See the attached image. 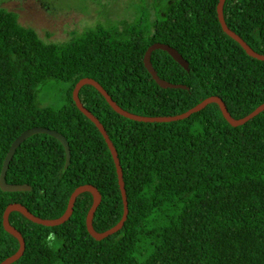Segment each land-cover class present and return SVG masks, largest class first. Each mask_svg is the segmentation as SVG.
Segmentation results:
<instances>
[{
  "label": "trees",
  "instance_id": "16d2710c",
  "mask_svg": "<svg viewBox=\"0 0 264 264\" xmlns=\"http://www.w3.org/2000/svg\"><path fill=\"white\" fill-rule=\"evenodd\" d=\"M218 2L169 0L154 17L142 5L121 33L98 22L62 42L43 40L16 11L0 7V172L11 143L29 127L59 131L71 154L66 165L62 142L43 132L15 150L6 180L28 188L0 187V263L20 247L3 223L11 204L57 219L77 187L92 185L100 193L93 230L103 233L123 216L110 148L74 100L79 80H96L121 108L145 116L182 113L215 95L238 119L264 102V59L223 30ZM222 14L264 54V0H224ZM157 41L187 60L184 67L160 48L150 56L160 78L182 87L160 86L145 67V51ZM44 89L61 91V103H42ZM78 97L116 148L127 217L117 231L95 237L86 224L95 201L88 189L59 223H39L11 209L8 221L25 248L9 264H264V109L239 125L217 102L184 118L142 121L116 111L91 83Z\"/></svg>",
  "mask_w": 264,
  "mask_h": 264
},
{
  "label": "water",
  "instance_id": "95a60500",
  "mask_svg": "<svg viewBox=\"0 0 264 264\" xmlns=\"http://www.w3.org/2000/svg\"><path fill=\"white\" fill-rule=\"evenodd\" d=\"M224 0H219L218 5H217V12H218V19L220 21V24L223 28L224 31H226L229 35H231L234 39H236L244 48L245 50L252 56L257 57L259 59H264V54H260L256 51H254L250 45L242 38L240 37L236 32H234L233 30H231L228 25L226 24L223 14H222V4H223ZM164 49L166 50L170 55H172L173 57L177 58L178 61L180 62L181 65H183L184 67H187V60L182 56V54L173 46L164 43V42H154L152 44H150L148 46V48L145 51L144 57H143V61H144V65L147 68V70L150 72V74L152 75V77L154 78V80L162 87H182L183 84L181 83H173L171 81L165 80L163 78H160L150 59L151 56V52L154 49ZM84 83H91L93 84L95 87H97L98 90L101 91V93L106 97V99L108 100V102L111 104V106L118 111L121 114H124L128 117L137 119V120H142V121H169V120H176V119H180V118H184L189 116L192 112L198 111L201 108H203L205 105H207L210 102H217L219 104V107L222 111V113L224 114L225 118L232 124V125H239L242 124L244 122H246L247 120H249L250 118H252L253 116H255L256 114H258L260 111H262L264 109V102L261 103L259 106H257L253 111H251L250 113H248L247 115H245L244 117L241 118H234L230 112L228 111V108L226 107V104L224 103V101L218 97V96H209L207 98H205L204 100H202L201 102H199L198 104H196L195 106H193L192 108L188 109L185 112L182 113H178L175 115H159V116H145V115H138V114H134L131 113L129 111L124 110L123 108H121L114 100L113 98L109 95V93L94 79L92 78H83L81 80H79L77 82V84L75 85L74 91H73V96H74V100L77 104V106L86 114L88 115L89 118H91L95 124L98 126V128L100 129L101 133L103 134L109 148L110 151L112 153V156L114 158V162L116 165V170H117V175H118V182H119V186L121 189V193H122V197H123V202H124V213L123 216L121 217V219L119 220V222L113 226L112 228L106 230L103 233H97L93 230L92 228V218L94 215V212L96 210V207L98 205V202L100 200V193L99 191L92 185H81L79 187H77L71 194L70 199H69V203H68V207L66 212L59 218L57 219H45V218H41L39 216H36L34 214H32L30 211H28L24 206L20 205V204H11L9 205L5 211H4V215H3V223L5 225V227L11 231L15 236H17V238L20 241V247L18 248V250L10 255L9 257H7L6 259H4L0 264H9L10 262H12L13 260L17 259L24 251L25 248V241L24 238L22 237L21 233L16 230L13 226L10 225L9 221H8V213L11 209H18L21 212H23L26 216H28L30 219L39 222V223H43L46 225L49 224H55V223H59L62 222L64 220H66L73 209V205H74V200L75 197L77 196V194L85 189L91 190L94 193L95 196V201L92 205V207L90 208L88 215H87V220H86V224H87V228L88 230L97 238H102L105 237L115 231H117L124 223L126 217H127V213H128V202H127V196H126V190H125V185H124V180H123V173H122V167L120 165V161L117 155V151L116 148L114 147V144L112 143L106 129L104 128V126L101 124V122L99 121V119L97 117H95L80 101L79 97H78V90L79 88L84 84ZM38 132H43V133H47L50 134L54 137H56L57 139H59L62 144L65 147V151H66V165L69 164L70 162V146L69 143L66 139V137L60 133L59 131L55 130V129H51L45 126H33V127H29L25 130H23L11 143L5 158L3 160V165H2V169L0 172V187L1 189L5 190V191H12V190H20V189H27L28 185L27 184H21V183H10L6 180V171L8 169L9 166V162L15 152V150L17 149V147L20 145V143L28 136H30L33 133H38Z\"/></svg>",
  "mask_w": 264,
  "mask_h": 264
},
{
  "label": "rangeland",
  "instance_id": "374dc122",
  "mask_svg": "<svg viewBox=\"0 0 264 264\" xmlns=\"http://www.w3.org/2000/svg\"><path fill=\"white\" fill-rule=\"evenodd\" d=\"M169 0H0V7L14 10L19 22L33 27L47 42H62L80 34L85 27L101 22L121 33L126 24L147 5L152 13L163 12ZM65 84L60 83L63 88ZM61 91L44 89L42 103H61Z\"/></svg>",
  "mask_w": 264,
  "mask_h": 264
}]
</instances>
